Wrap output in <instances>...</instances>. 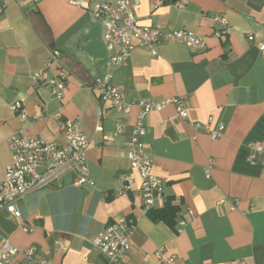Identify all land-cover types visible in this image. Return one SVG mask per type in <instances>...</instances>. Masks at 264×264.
Segmentation results:
<instances>
[{"label": "crops", "instance_id": "1", "mask_svg": "<svg viewBox=\"0 0 264 264\" xmlns=\"http://www.w3.org/2000/svg\"><path fill=\"white\" fill-rule=\"evenodd\" d=\"M154 1L138 0V23L191 29L205 46L167 42L156 55L137 47L113 65L100 22L82 7L68 0H0V181L11 160L10 134L62 144L58 121L76 116L88 138L92 181L75 187L66 172L57 184L28 192L19 215L0 210V241L33 247L51 264H110L94 237L108 223L133 219L129 248L115 264H264V172L248 160L253 146H264V49L258 46L264 44V0H184L182 8L154 7ZM214 15L229 21L225 42L214 36ZM54 48L67 72L60 101L30 80ZM107 75L129 101L185 98L188 119L167 104L147 115L143 136L166 202L177 208L173 226L143 210L140 178L125 155L137 108L122 113L88 88ZM15 101L24 118L10 108ZM208 118L224 124L221 137L193 127ZM118 123L124 129L115 136ZM124 176L131 178L130 190L115 195Z\"/></svg>", "mask_w": 264, "mask_h": 264}, {"label": "built area", "instance_id": "2", "mask_svg": "<svg viewBox=\"0 0 264 264\" xmlns=\"http://www.w3.org/2000/svg\"><path fill=\"white\" fill-rule=\"evenodd\" d=\"M164 2L175 4L179 8L185 6L184 0H155L154 7ZM68 3L82 7L93 19L100 22L102 40L109 51V64L125 63L137 47H146L152 55H156L157 46L167 42H178L187 47L205 46L204 36L191 29L184 27L162 29L138 23L134 14L138 0H114L112 2L68 0ZM1 11L0 8V13ZM213 20L218 23L214 36L221 42H225L230 30L228 19L223 15H214ZM249 39L252 40L253 37L249 36ZM258 46L264 49V44ZM48 71L52 73L46 75ZM30 80L33 87L46 86L52 98L62 100L67 83V72L60 62V51L57 48L50 50L44 66L32 72ZM88 88L97 95L99 100L110 103L122 113L129 112L132 106L137 108L130 136L125 141V155L140 178L139 191L143 210L147 212L163 206L166 202L164 182L162 178L153 173L152 158L143 142V136L146 133L145 119L151 111H159L167 104L174 105L181 119H188L184 96L129 101L125 92L117 89L109 75L96 80ZM10 108L18 116L25 117L20 101L13 102ZM212 123V118H208L205 122H192V125L195 129L206 132L212 139L221 137L224 124ZM58 126L64 138L62 144L24 132H13L8 136L11 160L6 165L0 181V210L19 215L17 205L28 192L57 184L66 172L73 174L72 185L75 187L80 188L92 184L87 176L88 138L81 130L80 117L61 119L58 121ZM123 129V124H116L113 135L120 134ZM96 130H101V126H96ZM248 160L259 164L264 172V146L262 144L253 146ZM209 173L210 167L207 166L205 175L208 176ZM123 179L124 184L114 191L115 195L130 190V176H124ZM224 202L225 199H222L218 204ZM236 205L237 200H234L231 207L234 208ZM134 227L133 219L126 222H111L94 237L93 244L106 256L108 263L115 264L125 256ZM157 257L162 258L160 250L157 251ZM0 264H51V262L33 247L19 249L8 240H2L0 241Z\"/></svg>", "mask_w": 264, "mask_h": 264}, {"label": "trees", "instance_id": "3", "mask_svg": "<svg viewBox=\"0 0 264 264\" xmlns=\"http://www.w3.org/2000/svg\"><path fill=\"white\" fill-rule=\"evenodd\" d=\"M176 211H177L176 206L168 203V201H167V202H165L163 207L158 208V209L153 208L147 212L150 213V215L154 219L164 221L165 223L173 226Z\"/></svg>", "mask_w": 264, "mask_h": 264}]
</instances>
